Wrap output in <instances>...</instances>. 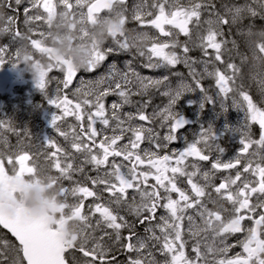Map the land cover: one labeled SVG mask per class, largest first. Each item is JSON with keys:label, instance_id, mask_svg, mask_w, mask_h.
<instances>
[{"label": "snow or ice", "instance_id": "6c2138e0", "mask_svg": "<svg viewBox=\"0 0 264 264\" xmlns=\"http://www.w3.org/2000/svg\"><path fill=\"white\" fill-rule=\"evenodd\" d=\"M30 2L31 9H42V13L28 16L29 9H25V24L43 21L49 31L40 32L41 39L26 37L13 31L14 18L8 16L0 34L11 33L13 40L28 39L33 48L47 56V62L42 63L18 50L12 64L17 66L23 61L33 72L36 87L57 110L51 127L70 144L71 151L51 137L42 140L46 146L44 158L58 173L50 175L51 186L57 187L61 180L72 181L74 174H84L85 165H91L95 175H84L90 186L76 182L71 188L57 187L62 203L55 228L49 226L47 217L33 219L23 211L8 215L0 205V226L18 242L13 245L0 241V258L10 250L15 254L11 264H66L65 253L75 248L87 258L83 264H114L108 260L111 249L101 243L108 237L129 253L127 264H264V102L258 104L245 86L242 66L248 57L240 53L241 43L228 39L238 36L251 51L252 59L264 64V28L255 32L245 24L258 16L264 20V0H222L220 4L215 0H151L150 4L142 0L132 7L131 19L140 28L151 26L158 36L125 27L129 19L127 0ZM15 3L19 5L21 0ZM5 4L12 7L11 0H5ZM58 6H62L59 12ZM103 10L109 11L108 17L99 15ZM58 13L71 17L73 27L82 26L81 38L89 35L83 27L86 24L95 25L112 17L119 20V25L108 27L116 47L103 48L93 41L87 67L82 69L86 73L95 71L109 54L134 50L133 59L126 62L125 70L113 63L98 79H81L71 93L74 99L70 98L65 90L81 70L70 60L55 56L54 49L44 43L53 39L51 30ZM194 49H199L201 58L190 55ZM233 50L240 55L239 65L232 60ZM5 54L6 48L0 47V66L6 63ZM137 56L145 58L144 66L149 69H174L182 64L188 69L190 82L180 72L171 73L180 77L175 86L169 75L141 76L132 67ZM198 65H202V71ZM54 69L63 73V79L56 80L55 94L49 95L48 85L55 79L49 74ZM261 76L260 91L264 96V73ZM205 79L214 81L215 91L204 86ZM150 89L167 98L162 108L151 113L147 112L151 97L143 99ZM194 91L201 95V110L218 103L222 111L233 107L243 112V123L229 129L237 133L240 145L231 159H223L225 149L212 127H202L184 149L170 148L186 123L177 105ZM110 94L120 99L108 109L104 101ZM132 96L142 99L134 103ZM125 105L134 106L135 111L122 113ZM68 117L77 122L69 126L71 132L61 125ZM157 122L160 131L155 127ZM253 125L259 126L258 139L253 138ZM7 132L21 135L11 121H0V143L5 148L0 151V197L5 191H13L9 173H15L17 178L37 173L36 165L30 163L33 154L25 150L23 141H18L15 151L9 150L4 135ZM24 136L31 138L27 129ZM145 142L150 146L147 149L141 147ZM77 154L83 157L81 163H76ZM200 162H209L210 169L203 170ZM6 165H11V172ZM217 173L226 174L217 177ZM69 196L78 197V202L69 203ZM87 198H93V203L85 213ZM161 209L162 214L157 215ZM97 215L93 226L92 217ZM129 216L135 219L130 221ZM73 220L78 222L77 234L74 242L68 243L62 230ZM137 224L144 226V235L137 231ZM97 229L111 232L104 231L97 239L93 235ZM124 229L126 236H122ZM241 233L243 238H237L235 244L226 242L228 236ZM237 247L240 251L229 255ZM157 254L163 259H158ZM0 264H8L7 259H0Z\"/></svg>", "mask_w": 264, "mask_h": 264}, {"label": "rangeland", "instance_id": "374dc122", "mask_svg": "<svg viewBox=\"0 0 264 264\" xmlns=\"http://www.w3.org/2000/svg\"><path fill=\"white\" fill-rule=\"evenodd\" d=\"M53 2L58 3V0H53ZM141 2L142 0H133L132 2H128L129 12L127 13V15L129 16V19L126 22V24H132V30L135 29L136 31H147L149 35L158 36L157 30H155L154 28H151V26H145L144 28H140L138 22L133 21L131 19L132 7ZM148 2L150 4L151 0H148ZM215 2L217 4H220L222 0H215ZM223 2H234V0H223ZM238 2L243 3L244 1L238 0ZM11 4H12V7L11 8L7 7L8 10H15L17 6V4L15 3V0H11ZM18 6L22 8L23 15L21 17V20H22L23 27L27 29V32L29 34H33L36 39H41L39 33L40 32L47 33L49 31L48 26L43 21H31L28 24H25V15H26L25 9H29V12L27 13L28 16H32L36 14L37 11L42 13V9L40 10L31 9L30 0H21V3ZM61 9H62V6H58L57 11L59 12L61 11ZM83 11L86 12V8L83 9ZM8 16H13V14L7 11L6 6H5V0H0V27H3L5 25ZM205 16H207V13H205ZM253 21L256 22L257 19L254 18L252 20H246L245 24H250L252 27V30L255 32H258V28L262 29L264 20H262L261 24L258 27L253 25L254 24L252 23ZM102 22H107V20L102 21ZM257 23H260V19L257 21ZM92 26L93 25L86 24L83 27H86L89 33L90 31L93 30ZM81 27L82 26L80 24H76L73 27L76 35H75V38H73V36L71 35L68 37L70 44L75 43L77 44V46H79L80 44L86 42V39L88 38L89 35L84 38H81L80 36ZM244 30L247 31L248 29L245 28ZM182 38H183L182 40L185 39L184 37ZM234 38L237 39L238 42L241 43V47L239 49L240 53L248 57V60L242 66V71L245 75V86L247 90L250 92V94L253 96L254 100L258 104H261L262 102H264V96L261 95L259 80L262 78L261 73H264V68L259 61H254L252 59L251 51L247 49V47L243 44V42L240 40L238 36L228 37L229 40L234 39ZM46 41H48L47 44L51 46V38H48L47 40H45V42ZM93 41L94 40L90 42V45L92 44ZM110 42H113V41L108 34V40H106L102 44V46L108 45ZM0 47L6 48V54H5L6 63L0 66V110L1 109L5 110V114H3V116H0V121H7V120L11 121L12 124L15 126L16 130L21 133L19 137L12 132H7L4 135L7 137L8 144H10L12 151H15L17 149L18 141H23L25 150L33 154L32 160L30 161V163H34L36 167L40 166L41 163L46 164L45 166L47 167V169L53 170L49 167V162H47L44 158L43 153L46 150V146L43 145L42 140L45 139L46 137H51L57 140L58 143H60L66 149L71 151L69 141H65L63 137L58 136L57 133L51 127L52 116L55 114V111L57 110L54 109L50 105L49 98H46L45 94L36 87V80H35L33 72H30V74L26 72V68H25L23 61H21V63L17 66H13L12 64V61L16 58V53L18 50L21 52H24V51L28 52L29 54L32 55L34 60L36 56L31 51V49H29L28 51L26 48H23L22 46H20L17 43V41L13 40L12 36L9 35L8 33L0 34ZM109 55H112V54H109ZM116 55L124 56V53L120 52L119 54H116ZM190 55H192L195 58H201V53L199 49H194L190 53ZM231 55H232L233 62L239 65L240 55H237L235 50H233ZM140 58H141L142 65L137 66V67L135 66H132V67L141 76L159 78L164 75H169L173 86H175L176 83L179 81L180 77L172 76L171 73L180 72V73H183L184 78L187 80V82H190V78L188 77V69L185 68L182 64L177 65L174 69L173 68L149 69L144 66V64L147 63L145 58L143 57H140ZM225 59H227V54L225 55ZM41 60H42V63L47 62L46 57L44 59L42 58ZM113 63H115L116 66L120 68L121 70H125L126 62L122 60H118L115 57L106 58V60L102 62L101 65L95 71L91 73H86L83 70L79 71L77 76L75 77L76 84L74 86V89L80 85L81 79L85 81L96 80L100 76L106 74L108 71V68ZM254 64L256 66L255 69L253 68ZM217 66L223 69V65L218 64ZM181 67L184 68L185 71L181 70L180 69ZM197 68L198 70L202 71V65H198ZM49 76L55 77V79L48 85L49 95H54L55 87H56V80L63 79V73L54 69L53 72L49 74ZM203 84L206 88H209L211 91H215L213 80L205 79L203 81ZM132 87H133V91L137 90L136 85H133ZM162 90L163 89H161V91ZM148 96H150L152 100L151 105L147 109V112L149 113H151L153 109H156L158 107L162 108L167 103V98L160 95V92L156 91L155 89H150L148 92V95L143 97V99H147ZM72 98L74 99V97ZM119 99L120 98L114 94H110L109 96H107L104 101L106 108L110 109L111 104L114 102L118 103ZM131 99L135 103L136 101L141 100L142 98L140 96H132ZM200 102H201V95L199 92H195V91L191 94L186 95L183 99L179 101L177 105V110L181 113L186 123L184 125V128L181 130L178 139L176 140L174 144L170 145V148L174 150L184 149L186 147V143H190L192 142L193 139L196 138L197 134L200 132L202 127L203 128L212 127L215 133L217 134L219 142L225 141L227 144L231 143V145L234 146L235 148L234 151L230 152V156L233 157L236 151L238 150V148L240 147L239 136L237 135L235 131H229V129H233V130L237 129L243 123V120H244L243 112L233 107H229L226 111H222L218 103L215 107L213 105H206V107L203 110H201L199 108ZM121 111L122 113L128 112V111H135V107L125 105ZM75 124H77V122L75 121L73 117H68L66 118V121L61 122V125L64 128V130L69 131V132H71V129L69 126L75 125ZM253 126H255L254 127L255 130L259 133V126L258 125H253ZM97 127L100 128L101 125L98 124ZM155 127L157 131H160L158 122L155 125ZM25 129H27V131L31 134L30 140L24 136ZM141 147L147 149L150 146L147 142H145ZM213 155H216V153H213ZM82 159L83 157L77 154L76 163H81ZM200 163L202 164V162ZM202 165H203V170L207 171L210 169V163L202 164ZM84 167H86L87 169L84 174H74L73 175L74 184L76 182H82L90 186L89 185L90 182L84 180V175L85 174L90 175L88 168H91V167L90 165H85ZM6 170L11 172V165H6ZM225 174L226 173H223V175ZM105 197H107V193H105ZM78 199H79L78 197H75V203L78 202ZM92 203L93 202H89V200L85 199L84 201L85 213H87L88 211V205ZM97 218H98V215L92 217L93 226H95V221ZM128 219L131 221L135 218L129 216ZM88 231L90 232L91 229H88ZM104 231L111 232L110 229H97L96 232L93 233V235L97 239H99V237L103 235ZM123 231L127 232L126 229L122 230V233ZM1 237L3 236L0 233V241H3ZM3 238L4 240H7L5 237ZM219 239L220 238H217V241H219ZM208 242L211 243V237H209ZM101 243L105 247L111 249L108 255V260L114 261V260H111V257L118 251L120 247L115 243L114 240H110L108 237H105L104 241H101ZM89 246H91V244ZM6 256L7 258L3 257V259H7L8 264H11V259L14 257V255L9 250ZM157 258L161 260L163 259V257H160L158 254H157ZM70 262L71 264H83L84 260L78 257H70ZM114 264H118L117 261H114ZM119 264H124V263H119Z\"/></svg>", "mask_w": 264, "mask_h": 264}, {"label": "clouds", "instance_id": "9594fccd", "mask_svg": "<svg viewBox=\"0 0 264 264\" xmlns=\"http://www.w3.org/2000/svg\"><path fill=\"white\" fill-rule=\"evenodd\" d=\"M74 21L69 16L57 15L52 25L51 47L54 55L70 60L78 70L87 67V61L91 54L90 42L94 40L98 45H102L108 38V27L112 24L119 25L116 17L108 19L107 22H99L93 25V30L89 32L86 42L77 46L71 43L68 37L75 38L73 29ZM12 177L10 181L11 192L5 191L0 197V205L8 215H15L18 211H23L33 219L47 217L49 226L55 228L56 221L60 219L59 206L62 203L59 196V189L51 186L50 174L37 170L36 176L32 179L17 178L15 173H9ZM39 179L40 185L35 184ZM32 185L31 188L27 185ZM71 222V223H70ZM77 234V221H69L62 230L63 239L68 243H73V236Z\"/></svg>", "mask_w": 264, "mask_h": 264}, {"label": "flooded vegetation", "instance_id": "af4514ba", "mask_svg": "<svg viewBox=\"0 0 264 264\" xmlns=\"http://www.w3.org/2000/svg\"><path fill=\"white\" fill-rule=\"evenodd\" d=\"M133 0H130L129 2H132ZM241 1H244V0H241ZM5 6H6V4H5ZM6 9H7V11H9V12H11L12 14H13V16H11V17H13L14 18V20H13V31H20L22 34H24L26 37H31V38H33V39H36L35 38V36L33 35V34H29L28 32H27V29L25 28V27H23V25H22V20H21V17H22V8L20 7V6H16V9L15 10H8V8H7V6H6ZM101 17H108L109 16V12H103V13H101V14H99ZM256 19H257V21L260 19V21L262 20L259 16L258 17H256ZM135 25H136V23H135ZM125 27L126 28H128V30L129 31H131L132 30V24H126L125 25ZM9 35H11L12 36V34L11 33H8ZM158 35H159V33H158ZM162 39H164L163 37H161ZM183 38L181 37V40H182ZM107 40H108V38H107ZM16 41H17V43L20 45V46H22L23 48H26L28 51H29V42H30V40H28V39H23V40H21V39H19V38H17L16 39ZM46 43H48V41H46L45 42V44ZM103 48H108V47H116V45L113 43V42H110L108 45H103L102 46ZM33 52V51H32ZM124 53V56H121V55H116V54H112V55H109V56H107V58H112V57H115L116 59H118V60H122V61H124V62H127L128 60H132L133 59V53H134V50H133V52L132 53H129V52H123ZM36 55H40L43 59L46 57V59H47V56L46 55H44V54H36ZM140 65H142L141 64V58L139 57V56H137L136 58H135V60L133 61V64H132V66H135V67H137V66H140ZM78 74V73H77ZM75 84H76V82H75ZM74 86L75 85H73L68 91H66V92H68V94H69V97L70 98H72L71 97V92L73 91V89H74ZM259 133L257 132V131H255V133H254V135H253V138L254 139H258L259 138V135H258ZM228 141V140H227ZM220 144L223 146V148L225 149V151H224V154H223V159L226 161V160H228V159H231L232 158V156H230V152H233L234 151V146L233 145H231V143H229V144H227L225 141H220ZM10 148H11V146H10ZM5 150V148H4V146L3 147H0V151H4ZM10 150V149H9ZM213 157H215V155H213ZM190 160H191V158H190ZM202 164H209V162H202ZM46 164H40V166H38L37 167V170H39L40 172H44V173H48V174H50V175H53V176H55V175H58V173H56L54 170H49V169H47V167L45 166ZM90 167H91V165H90ZM87 169H86V167H85V171H86ZM88 170H89V173H90V175H92V176H94L95 175V173L94 172H92L91 171V168H88ZM223 175V173H217V177H220V176H222ZM33 177H22V179H32ZM218 182V181H217ZM149 183H153V181H149ZM35 184L36 185H40V181H39V179H36L35 180ZM90 185V184H89ZM60 186H63V187H69V188H71V187H74L75 186V184H74V177H73V180L72 181H68V180H61L60 181V183H59V185L57 186V187H60ZM27 187H29V188H31L32 187V185L30 184V185H27ZM100 187H103V186H100ZM104 196H105V194H104ZM70 198H68V201H69V203H75V197H71V196H69ZM86 200H89V202H93V198H87ZM162 212H163V210L161 209L158 213H157V215H160V214H162ZM71 223V222H70ZM246 224H250V222H245ZM137 231L141 234V235H144V231H143V228H144V226L143 225H139V224H137ZM0 233H2V234H4L3 232H1V230H0ZM123 236H126L127 235V232L126 231H123ZM5 235V234H4ZM6 236V235H5ZM8 238V237H7ZM237 238H243V234L241 233V234H234V235H230V236H228V238H227V243L228 244H235L236 243V241H237ZM237 251H240V249H239V247H237V248H234V249H232L231 251H230V253H229V255H232V254H234L235 252H237ZM70 257H80V258H82V259H87V258H85V257H83V255L81 254V252H79V251H77L75 248H73L72 250H69L67 253H65V258H66V264H71V262H70ZM128 257H129V253H127V252H125V249H123V248H119L118 249V251L111 257V260H114V261H117V262H119L120 260H122V259H126V262H125V264H127V260H128Z\"/></svg>", "mask_w": 264, "mask_h": 264}, {"label": "trees", "instance_id": "16d2710c", "mask_svg": "<svg viewBox=\"0 0 264 264\" xmlns=\"http://www.w3.org/2000/svg\"><path fill=\"white\" fill-rule=\"evenodd\" d=\"M261 22H262V20L260 21V23H257V21L255 22V21H253L252 23H254L253 25L254 26H256V27H258L260 24H261ZM262 28H264V23H263V25H262ZM261 29L260 28H258V32L260 31ZM46 46H47V44H46ZM36 57H35V60H39V61H41L42 62V57L40 56V55H35ZM22 67H24V66H22ZM25 68H26V66H25ZM26 72L28 73V74H30V72H32V71H30V70H28L27 68H26ZM3 114H4V109H1L0 110V116H3ZM255 126H253V133H252V135H254V133H255V128H254ZM2 234V233H1ZM2 236L3 237H5L7 240H9V238H7V236H5L4 234H2ZM3 237H1L2 238V240H4V238ZM10 242H11V244H13V242L11 241V240H9ZM14 245V244H13ZM11 253L13 254V255H15L14 254V252H12L11 251ZM6 258H7V256H6ZM78 258H80V257H78ZM0 259H3V258H0ZM80 259H82V258H80ZM84 260V259H83ZM125 262H126V259H122V260H120L119 262H117L118 264L119 263H124L125 264Z\"/></svg>", "mask_w": 264, "mask_h": 264}, {"label": "water", "instance_id": "95a60500", "mask_svg": "<svg viewBox=\"0 0 264 264\" xmlns=\"http://www.w3.org/2000/svg\"><path fill=\"white\" fill-rule=\"evenodd\" d=\"M129 0H127V2H128ZM103 12H109L108 10H103L101 13H103ZM100 13V14H101ZM29 46L31 47V49L35 52V53H40L37 49H35V48H33L32 47V45H31V43H29ZM75 79V78H74ZM74 79H73V82H74ZM73 84V83H72ZM71 87V86H70ZM0 229L3 231V232H5L16 244L18 243L16 240H15V237H13L12 235H11V233L7 230V229H4L2 226H0ZM69 250H71V249H69ZM68 250V251H69ZM67 251V252H68ZM66 252V253H67Z\"/></svg>", "mask_w": 264, "mask_h": 264}, {"label": "bare ground", "instance_id": "6f19581e", "mask_svg": "<svg viewBox=\"0 0 264 264\" xmlns=\"http://www.w3.org/2000/svg\"><path fill=\"white\" fill-rule=\"evenodd\" d=\"M262 66H263V68H264V64H261ZM155 104V103H154ZM154 104H152V105H154Z\"/></svg>", "mask_w": 264, "mask_h": 264}]
</instances>
